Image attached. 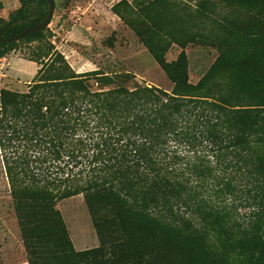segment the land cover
<instances>
[{"label":"trees","instance_id":"trees-1","mask_svg":"<svg viewBox=\"0 0 264 264\" xmlns=\"http://www.w3.org/2000/svg\"><path fill=\"white\" fill-rule=\"evenodd\" d=\"M17 1L2 37L45 16L46 0ZM219 9L243 49L234 58L237 43L220 41L195 83L182 48L201 34L147 17L181 48L166 62L143 38L169 90L74 72L46 27L0 43L3 57L26 42L36 63L24 90L0 88V161L28 264H264V0H196L186 15ZM75 195L98 241L81 250L56 207Z\"/></svg>","mask_w":264,"mask_h":264},{"label":"rangeland","instance_id":"rangeland-1","mask_svg":"<svg viewBox=\"0 0 264 264\" xmlns=\"http://www.w3.org/2000/svg\"><path fill=\"white\" fill-rule=\"evenodd\" d=\"M120 1V2H118ZM126 1V2H123ZM196 0H53L54 9L51 19L44 29V35L65 58L76 73L97 70L114 77V83L147 84L169 90L171 83L165 76L159 64L153 58L143 38L155 43L157 50L163 53V59L169 62L175 59L181 48L169 42L167 36L156 31L147 17H160L157 19L167 28L177 25L179 29L188 33L190 29L199 32L192 41L186 42L182 48L186 56L187 75L191 83L198 78L213 63L218 62L220 41L235 42L234 58L242 52L241 39L232 32V28L221 24L226 22L229 15L219 9L214 15L189 19L186 12L193 9ZM0 17L6 19L8 14L17 6V0H0ZM89 3L96 10L97 18L94 19L92 29L82 31L68 42V46L60 45L62 33L70 29L71 23L77 21L76 15L72 18L69 10L75 5L84 6ZM115 5L120 18L111 10ZM162 12L163 14H158ZM175 20V24L173 21ZM87 23V24H88ZM229 33H231L229 35ZM155 34V35H154ZM167 40V41H166ZM169 44H168V43ZM33 45V44H31ZM28 44L21 42L15 49L8 51L6 57H24ZM79 53V56L72 51ZM226 58V57H225ZM231 58V59H234ZM24 59V58H23ZM80 60V65H74ZM228 60V58L226 59ZM225 60V61H226ZM216 65H228L220 61ZM10 65H0V88L22 91L36 70L32 62L18 65V74L14 76L8 69ZM11 69V68H10ZM130 74L129 78L118 75ZM118 76V77H117ZM88 83L95 88L94 80ZM62 220L68 232L72 247L81 250L98 244L97 237L92 228L85 204L81 195L57 201ZM0 264H28L27 254L24 250L19 231L12 211L11 199L0 161Z\"/></svg>","mask_w":264,"mask_h":264},{"label":"crops","instance_id":"crops-1","mask_svg":"<svg viewBox=\"0 0 264 264\" xmlns=\"http://www.w3.org/2000/svg\"><path fill=\"white\" fill-rule=\"evenodd\" d=\"M69 14H72L70 18H72L73 15H76L78 20L71 23L70 29L66 31V33L64 32L62 33L60 45L68 46L69 44L67 40L69 41L71 39L70 37L74 38L75 36H78V34L81 35L82 31H87L88 29L89 31L93 30L91 26L92 24L95 25L94 19L97 18L96 10L95 9L93 10L89 3L81 7L78 5H75L73 8L69 10ZM90 20L92 21L91 22L92 24L87 22ZM72 51L79 56V53L76 52V50H74L73 48H72ZM25 62H29V60H26L20 57H6V56L0 57V65H10L11 69L9 68L8 71L11 74H14V76H16L19 72L17 70L18 65H23ZM75 62L76 63L74 65H80L81 63L80 60L75 61ZM34 65H36V63H34Z\"/></svg>","mask_w":264,"mask_h":264},{"label":"water","instance_id":"water-1","mask_svg":"<svg viewBox=\"0 0 264 264\" xmlns=\"http://www.w3.org/2000/svg\"><path fill=\"white\" fill-rule=\"evenodd\" d=\"M53 9H54L53 0H46V13H45V16L43 17V19L41 21H39L35 25H32V26L16 33L15 35H12L9 37L0 36V43L8 44V43L16 42L19 39H21L22 37H25L29 34L40 31L41 29L46 27L47 24L49 23L51 16H52Z\"/></svg>","mask_w":264,"mask_h":264}]
</instances>
